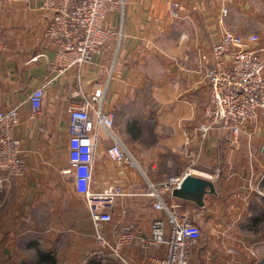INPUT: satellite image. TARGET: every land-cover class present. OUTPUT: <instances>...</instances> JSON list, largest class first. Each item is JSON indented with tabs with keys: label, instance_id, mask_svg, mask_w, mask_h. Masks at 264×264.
I'll list each match as a JSON object with an SVG mask.
<instances>
[{
	"label": "crops",
	"instance_id": "crops-1",
	"mask_svg": "<svg viewBox=\"0 0 264 264\" xmlns=\"http://www.w3.org/2000/svg\"><path fill=\"white\" fill-rule=\"evenodd\" d=\"M40 2L0 0V108H19L22 117L15 131L28 160L24 176L0 195V264H46L40 262L39 251L50 252L57 264L66 255L70 259L85 254L88 264L95 230L86 200L82 206L71 202L62 214L61 175L70 163L61 154L57 160V153H63L57 140L63 129L68 134V105L77 99V86L87 92L112 54L96 55L80 68L59 73L53 67L55 49L40 21ZM175 3L178 16L172 14ZM125 6L108 16V23L115 27L123 20L125 39L105 108L117 107V131L151 180L156 181L162 164L157 155L171 153L165 165L177 174L190 172L214 182L216 193H207L203 205L173 191L165 196L179 213L199 223L202 217L216 220L221 215L223 224L216 223L214 230L246 235L248 241L235 245L237 255L205 248L204 261L207 257L211 264H228L233 258L253 259L249 245L262 243L264 249V213L259 215L264 190V109L258 112L257 125L249 123L248 134L242 132L239 140L219 124L202 138L199 126L208 121L210 88L205 68L214 61L212 45L229 30L257 33L264 46V0H126ZM224 7L228 13L223 17ZM44 83L43 106L34 112L29 94ZM157 138L164 140L165 150L158 148ZM108 145L104 141L97 153L94 187L101 189L111 182L127 185L136 176V221L148 230L163 213L143 194L146 179L139 169L111 160ZM128 200L117 201L112 226L126 221ZM248 220L255 224L241 229L239 224ZM79 237L84 239L81 248L75 246ZM67 238L72 245L62 248ZM150 249L136 248V264H146L157 253Z\"/></svg>",
	"mask_w": 264,
	"mask_h": 264
},
{
	"label": "built area",
	"instance_id": "built-area-1",
	"mask_svg": "<svg viewBox=\"0 0 264 264\" xmlns=\"http://www.w3.org/2000/svg\"><path fill=\"white\" fill-rule=\"evenodd\" d=\"M40 21L55 49L53 67L65 72L91 62L96 55L111 51V62L96 78L86 92L77 86L68 105V157L67 169L73 176L76 192L86 198L95 236L100 244L111 248L123 264H134L121 250L134 244L141 248L156 249L146 264H191V258L202 236V226L188 215L179 213L165 200L168 192L179 187L185 175L172 176L164 181L151 180L125 145L117 131L113 110L106 109L107 91L114 76L118 54L124 38L123 20L115 27L108 23L110 13L124 10L126 0H41ZM178 4L172 5V14L178 16ZM223 17L228 8H223ZM223 17L220 22H223ZM213 63L205 68L209 84L208 121L199 126L202 138L219 124L228 129L235 139L245 132L249 123L256 124L258 112L264 109V46L257 33L238 34L225 30L212 45ZM47 84L34 88L28 99L34 112L44 102ZM21 115L18 107L0 108V195L11 191L15 180L28 170V160L22 139L16 135ZM257 125V124H256ZM239 140V139H237ZM109 141L106 151L111 160L139 169L145 177L143 194L148 196L153 208L163 213L142 230L137 221H114V209L119 198L136 196L129 184L111 182L101 189L94 187V164L100 145ZM254 257L239 262L235 258L228 264H262V243L248 247ZM235 256L236 247L228 248Z\"/></svg>",
	"mask_w": 264,
	"mask_h": 264
},
{
	"label": "rangeland",
	"instance_id": "rangeland-1",
	"mask_svg": "<svg viewBox=\"0 0 264 264\" xmlns=\"http://www.w3.org/2000/svg\"><path fill=\"white\" fill-rule=\"evenodd\" d=\"M4 2H11L12 0H3ZM113 112L115 113V118L117 119V107L114 105L113 106ZM69 134V133H68ZM67 134V130L63 129L62 131L59 132V136H58V144L61 143L63 145V153L60 151L57 153V160L60 161L62 159V157L65 159L68 156V149H67V142H68V137L69 135ZM158 139V138H157ZM158 148H160V150H165L164 144L163 143V139H158ZM128 145L129 143L126 142ZM130 149V148H129ZM134 152V151H133ZM60 154L62 155V157L60 156ZM64 154V155H63ZM134 156L136 157L137 161L139 162L138 157L136 156V153H133ZM158 159H162V164L160 165V167L158 168V172L156 175V181H164L172 176H177L179 174V172L177 171H173L171 168L167 167L165 165V160L167 158H171V153L169 154H159L157 155ZM65 162V161H63ZM70 166V164L66 167H64V169L62 170V185H61V190H60V194L62 196V201H61V210H62V214L64 213V211H66L68 209V206L70 205L71 202H76L78 204V206H82V203H84V200H86V198L83 195H80L78 193H76V188L75 185L73 183V176L71 173H69L67 170L64 171L65 169H68ZM133 184L134 182H136V176L134 177V179L132 180ZM132 191H136V186L134 185L132 187ZM261 196L262 198L260 199V203L263 205L262 207V211L259 212L260 217L262 216V214L264 213V190L261 191ZM72 196V197H71ZM124 197H127L129 200V202L126 204V206H129L130 209L128 213H126V221H136V196L134 194H129L126 195ZM260 204V207H261ZM226 205V204H225ZM261 209V208H260ZM263 212V213H262ZM264 219V218H261ZM201 222V226H202V236L200 241L198 242L196 248H195V253L193 254L192 258H191V264H211L209 263V261H204V258H202V253L204 251L205 248L214 250L216 253L222 252L223 253H227L228 252V248L230 247H236L237 243L239 240L241 241H248L246 235L244 234V232L242 231L240 234L236 233L233 234L231 233H225L224 230L222 229L221 232H218L217 230H214V227L216 228V223H219L220 227L222 226V222L224 221L223 217H221V215H219L217 217L216 220H210L206 217H202L201 220H199ZM246 222H249L246 224ZM246 222H241L239 224L241 229H245L246 227L250 226L251 224H255L253 221V223L248 220ZM113 223V222H112ZM111 223V224H112ZM111 224H108L109 226H111ZM264 227V220H263V224L261 225ZM261 228V227H260ZM248 236V235H247ZM81 238V237H79ZM84 239L81 238L79 240L73 241L75 242V246L76 247H80L83 244ZM89 240L87 239L86 243L88 244ZM110 243H108L107 245H101L99 240L96 238L95 235H93L92 238V247L88 252V253H92L93 256H98L100 257L104 262L108 263V264H123V262L116 258L114 255V252L111 248V240H109ZM71 244L72 245V241L70 239H66L62 242V248L67 247V245ZM236 245V246H235ZM136 248L143 252H145L144 248H141L139 245L134 244L131 246H125L123 248V250H121V253L128 258V260H130L132 263L136 264ZM128 249V252H126L125 250ZM151 250V249H149ZM130 254L132 256L131 259L129 258V256H127V254ZM229 253V252H228ZM69 256L66 255V257L61 258V262L59 264H66L65 262L66 259ZM73 258H68L69 263L67 264H86V257L87 255L83 254L81 256H72Z\"/></svg>",
	"mask_w": 264,
	"mask_h": 264
},
{
	"label": "water",
	"instance_id": "water-1",
	"mask_svg": "<svg viewBox=\"0 0 264 264\" xmlns=\"http://www.w3.org/2000/svg\"><path fill=\"white\" fill-rule=\"evenodd\" d=\"M174 195L191 199L203 205L207 193H216L215 184L212 180L193 175L190 172L185 175L181 185L173 190Z\"/></svg>",
	"mask_w": 264,
	"mask_h": 264
},
{
	"label": "trees",
	"instance_id": "trees-1",
	"mask_svg": "<svg viewBox=\"0 0 264 264\" xmlns=\"http://www.w3.org/2000/svg\"><path fill=\"white\" fill-rule=\"evenodd\" d=\"M38 253H39L40 262L42 263L45 262L46 264H57L56 258H54L50 252L47 253V252L39 251ZM88 264H108V263L104 262L98 256H92L88 261Z\"/></svg>",
	"mask_w": 264,
	"mask_h": 264
}]
</instances>
